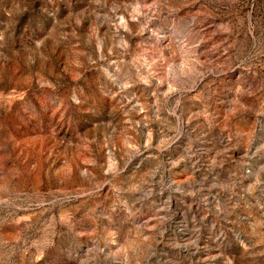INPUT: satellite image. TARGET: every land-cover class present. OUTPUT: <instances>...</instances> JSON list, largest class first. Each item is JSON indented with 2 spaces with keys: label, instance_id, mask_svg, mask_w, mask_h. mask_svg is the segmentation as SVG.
<instances>
[{
  "label": "rangeland",
  "instance_id": "rangeland-1",
  "mask_svg": "<svg viewBox=\"0 0 264 264\" xmlns=\"http://www.w3.org/2000/svg\"><path fill=\"white\" fill-rule=\"evenodd\" d=\"M0 264H264V0H0Z\"/></svg>",
  "mask_w": 264,
  "mask_h": 264
}]
</instances>
